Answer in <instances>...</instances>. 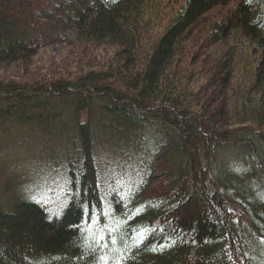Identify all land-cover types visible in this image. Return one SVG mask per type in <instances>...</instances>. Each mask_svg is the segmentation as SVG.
I'll return each mask as SVG.
<instances>
[{
  "label": "trees",
  "instance_id": "obj_1",
  "mask_svg": "<svg viewBox=\"0 0 264 264\" xmlns=\"http://www.w3.org/2000/svg\"><path fill=\"white\" fill-rule=\"evenodd\" d=\"M11 128L62 153L68 186L0 206V264H264V0H0ZM103 145L140 153L109 195Z\"/></svg>",
  "mask_w": 264,
  "mask_h": 264
},
{
  "label": "rangeland",
  "instance_id": "obj_2",
  "mask_svg": "<svg viewBox=\"0 0 264 264\" xmlns=\"http://www.w3.org/2000/svg\"><path fill=\"white\" fill-rule=\"evenodd\" d=\"M57 146V142L53 144ZM100 155L98 164L103 180L105 195L111 194L116 187H124L130 182L132 172L138 173L140 162L137 159L140 153L130 155V159L117 155L115 151L106 150L105 146H97ZM240 149H242L240 147ZM252 149L230 150L222 154L221 161L229 164V161L237 162L238 169H243L242 160L252 153ZM48 146L44 138L39 137L30 128H11L8 133H0V206L12 204L17 198H36L47 205H53L60 201L58 196L66 191L68 176L62 153ZM114 153V154H112ZM119 154V153H118ZM227 168V167H226ZM230 166L228 165V170ZM256 173V169H253ZM259 187L256 192L261 195L264 192V178L259 177ZM257 185V183L255 184ZM261 185V186H260ZM258 187V188H257ZM231 212L240 214L236 206L230 207ZM258 247L261 241H249L248 245Z\"/></svg>",
  "mask_w": 264,
  "mask_h": 264
}]
</instances>
